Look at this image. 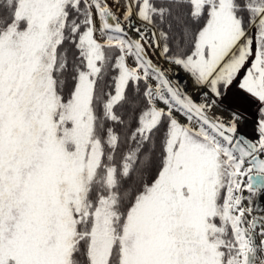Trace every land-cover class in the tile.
<instances>
[{"label": "snow or ice", "instance_id": "6c2138e0", "mask_svg": "<svg viewBox=\"0 0 264 264\" xmlns=\"http://www.w3.org/2000/svg\"><path fill=\"white\" fill-rule=\"evenodd\" d=\"M261 200L264 0H0V264H264Z\"/></svg>", "mask_w": 264, "mask_h": 264}, {"label": "bare ground", "instance_id": "6f19581e", "mask_svg": "<svg viewBox=\"0 0 264 264\" xmlns=\"http://www.w3.org/2000/svg\"><path fill=\"white\" fill-rule=\"evenodd\" d=\"M176 78H177L178 80H181V81L184 80V76H183V74L180 73V72H177V73H176ZM260 204H261L262 206H264V200H261V201H260Z\"/></svg>", "mask_w": 264, "mask_h": 264}, {"label": "rangeland", "instance_id": "374dc122", "mask_svg": "<svg viewBox=\"0 0 264 264\" xmlns=\"http://www.w3.org/2000/svg\"><path fill=\"white\" fill-rule=\"evenodd\" d=\"M249 111H250V112H253V111H254V109H249Z\"/></svg>", "mask_w": 264, "mask_h": 264}]
</instances>
